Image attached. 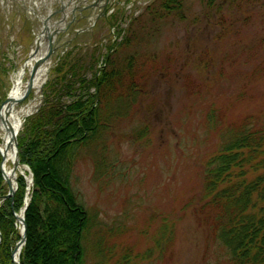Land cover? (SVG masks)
Instances as JSON below:
<instances>
[{
	"label": "rangeland",
	"instance_id": "374dc122",
	"mask_svg": "<svg viewBox=\"0 0 264 264\" xmlns=\"http://www.w3.org/2000/svg\"><path fill=\"white\" fill-rule=\"evenodd\" d=\"M45 1H35L34 16L25 9L29 0H0V105L34 49L48 8L52 25L59 21V3ZM132 1L120 0L111 16L95 20L85 11L75 12L76 20L69 15L41 91L27 98H36L28 117L40 108L45 84L61 77L59 64L90 79L107 54L125 60L138 51L135 67L148 79L144 94L107 120L100 137L88 139L69 178L89 217L86 264L125 258V264H223L200 207L203 172L227 131L245 121L264 125V0H175L171 12L160 0ZM125 35L127 44L116 50ZM72 98L62 95L64 102ZM21 167L18 176L26 181L32 172ZM28 194L23 203L28 197L29 204ZM165 224L173 226V240L160 248Z\"/></svg>",
	"mask_w": 264,
	"mask_h": 264
},
{
	"label": "trees",
	"instance_id": "16d2710c",
	"mask_svg": "<svg viewBox=\"0 0 264 264\" xmlns=\"http://www.w3.org/2000/svg\"><path fill=\"white\" fill-rule=\"evenodd\" d=\"M160 1L168 12L178 4ZM126 44L125 35L116 50ZM134 52L125 60L105 56L99 74L94 72L90 79L59 64L55 72L61 77L45 84L40 108L25 120L17 146L19 161L32 172L33 182L19 264H86L82 241L89 217L77 202L69 178L88 139L100 137L108 128L107 120L126 113L144 94L142 81L148 79L138 75L139 53ZM59 82L63 83L58 87ZM66 92L73 97L69 102L62 100ZM25 192L26 181L18 176L12 204L8 199L0 205V264H11V250L19 239L13 212L23 205ZM200 201L211 245L223 264H264V125L245 121L227 131L204 170ZM159 237V247L169 248L173 226L165 224Z\"/></svg>",
	"mask_w": 264,
	"mask_h": 264
},
{
	"label": "bare ground",
	"instance_id": "6f19581e",
	"mask_svg": "<svg viewBox=\"0 0 264 264\" xmlns=\"http://www.w3.org/2000/svg\"><path fill=\"white\" fill-rule=\"evenodd\" d=\"M35 1L36 0H29V5L32 8L31 10H33L32 6H36ZM49 1L50 2L47 1L45 2H47L48 5H52L53 2L57 3V0H49ZM96 1L98 3V1L100 0H96ZM100 4L101 3H99L98 5L102 6ZM66 6H67L66 8L70 11L72 9H75L77 5L75 3V0H68ZM52 15L53 12L48 8V14L43 18H41L42 26L40 28V32L35 36V41L33 45L34 49L31 55L32 58L27 59L22 64L21 68L12 77V85L7 94L9 101L6 102V104H4L0 110V169H1L0 178H1L2 188L4 187L6 189V192L3 195H6L9 191L15 192L18 173L24 175L25 171L22 169V167H17L15 170L13 169V166L16 163L14 135L16 136V133L21 126L22 119L28 117V115H30L31 113V110L36 106V98L34 100L28 99L29 101L27 100V98L21 102H17V101L23 96L27 88L30 89V94L34 92V94L38 96L37 94L41 91L42 85L44 84L45 79L49 72L50 57L55 50V44H56V43L54 44L55 38H57V36L63 32V29L68 24L66 20L62 19L61 20L62 24L60 25L61 27L54 28L51 23ZM95 16L96 14H92L90 18L95 19ZM49 35L52 36V49L50 52L48 51L49 50L48 41L46 39ZM36 48L37 51H35ZM47 53H49V55L46 56ZM108 56L109 55L107 54L106 58ZM99 69L97 70L96 75L99 74ZM30 74H33V77L31 79H30ZM138 131L136 133L139 136L143 134ZM101 135L102 134H100V136ZM209 161L210 159L207 160L204 170L206 169ZM30 179H31V175L26 177L27 196L29 195L28 193L30 192L32 186V181ZM25 203H28V197L27 199H25V202L23 203L22 210L21 211L19 210L18 212H13V217L15 219V228L19 230V234H18L19 239L16 241V244L13 246L11 251L12 264H14V262H19L21 251L25 245V242L24 245H20L19 242L22 234V222H21L22 217L25 223V211H26V209L24 210ZM11 204H12V200H11ZM25 240H26V231H25Z\"/></svg>",
	"mask_w": 264,
	"mask_h": 264
},
{
	"label": "water",
	"instance_id": "95a60500",
	"mask_svg": "<svg viewBox=\"0 0 264 264\" xmlns=\"http://www.w3.org/2000/svg\"><path fill=\"white\" fill-rule=\"evenodd\" d=\"M46 39L48 41V49H49L48 51L50 52L51 49H52V36L49 35ZM35 51H37V48L35 49ZM31 55H32V53L30 54L29 59L32 58ZM47 55H49V53H47L46 56ZM32 77H33V74H30V79ZM29 94H30V89L27 88L26 91H25V93L23 94V96L17 102H21V101L25 100L29 96ZM8 101H9V98L6 97V99L4 100V102L0 106V110H1L2 106L4 104H6V102H8ZM16 135H17V133H16ZM14 138H15L14 139V143H15V159H16V163L14 164L13 169L15 170L17 167H19V159H18V150H17V140H16V136L15 135H14ZM0 172H1V169H0ZM30 180L32 181V176H31V179ZM13 195H14V191L13 192H10L9 191L6 195L0 197V203L2 201H4V200L8 199V198H10L12 200ZM27 205L28 204L25 203L24 210L26 209ZM21 222H22V234H21V238H20V241L19 242H20V245H24L26 226H25L23 217L21 218ZM0 241H1V237H0ZM14 264H19V262H14Z\"/></svg>",
	"mask_w": 264,
	"mask_h": 264
}]
</instances>
